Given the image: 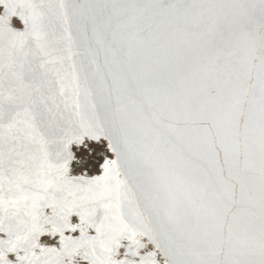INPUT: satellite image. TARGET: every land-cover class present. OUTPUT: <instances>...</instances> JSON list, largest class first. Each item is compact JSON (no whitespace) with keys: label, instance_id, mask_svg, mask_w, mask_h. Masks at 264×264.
I'll use <instances>...</instances> for the list:
<instances>
[{"label":"snow or ice","instance_id":"snow-or-ice-1","mask_svg":"<svg viewBox=\"0 0 264 264\" xmlns=\"http://www.w3.org/2000/svg\"><path fill=\"white\" fill-rule=\"evenodd\" d=\"M0 264H264V0H0Z\"/></svg>","mask_w":264,"mask_h":264}]
</instances>
